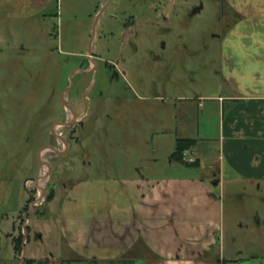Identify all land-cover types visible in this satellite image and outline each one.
Listing matches in <instances>:
<instances>
[{
	"label": "rangeland",
	"instance_id": "1",
	"mask_svg": "<svg viewBox=\"0 0 264 264\" xmlns=\"http://www.w3.org/2000/svg\"><path fill=\"white\" fill-rule=\"evenodd\" d=\"M243 2L0 0V264H126L123 232L141 219L134 189L209 175L172 157L189 139L200 141L197 159L218 154L220 109L209 101L228 94L225 47ZM226 183L223 256L264 262V184Z\"/></svg>",
	"mask_w": 264,
	"mask_h": 264
},
{
	"label": "crops",
	"instance_id": "2",
	"mask_svg": "<svg viewBox=\"0 0 264 264\" xmlns=\"http://www.w3.org/2000/svg\"><path fill=\"white\" fill-rule=\"evenodd\" d=\"M234 10L242 16V27L235 26L226 38L223 76L228 94L209 101L220 109L218 154L206 158L203 166L205 160L193 156L199 139H189L197 143L191 157L189 152L186 155V162L198 166L203 175L205 167L210 173L189 175L194 179L158 180L134 189L133 202L141 219L128 221L134 228L131 224L123 232L121 258L126 264H264L259 258L252 262L226 259L222 252L225 207L221 193L226 182L264 184V0H247ZM115 210L100 217L113 216ZM83 211L81 205L73 245L78 251L86 237ZM75 254L76 261H84L80 253V257Z\"/></svg>",
	"mask_w": 264,
	"mask_h": 264
},
{
	"label": "trees",
	"instance_id": "3",
	"mask_svg": "<svg viewBox=\"0 0 264 264\" xmlns=\"http://www.w3.org/2000/svg\"><path fill=\"white\" fill-rule=\"evenodd\" d=\"M197 141L194 140H180L177 144V149L172 157V161L177 162L186 168L188 167H198L195 164H188L184 162V157L188 151L195 147ZM55 199V193H51L48 197L47 202L51 203ZM26 211V210H25ZM14 247L16 256L19 258L23 254L24 249V236H19V238H14ZM20 259V258H19ZM73 262H78L74 260ZM25 264H35L34 261H26Z\"/></svg>",
	"mask_w": 264,
	"mask_h": 264
},
{
	"label": "water",
	"instance_id": "4",
	"mask_svg": "<svg viewBox=\"0 0 264 264\" xmlns=\"http://www.w3.org/2000/svg\"><path fill=\"white\" fill-rule=\"evenodd\" d=\"M102 14H103V12L100 14V16L98 17V20H97V22H96V27H97V25L99 24V20H100V18H101V16H102ZM94 40H95V31H94V36H93V40H92V44H91V49H92V47H93V42H94ZM92 54V52H91V50H90V55ZM79 73H84V72H82V71H77V72H74L73 74H72V77H71V87H73V78H74V74H79ZM64 102V104H65V107H66V109L67 110H69V111H71L72 112V114H73V119L75 120L76 119V116H75V114H74V112L71 110V108L69 107V105L67 104V101H63ZM62 127H65V128H70L71 127V124H69V123H67V124H63L62 125ZM57 129V128H56ZM56 137L59 139V140H61L62 142H63V144L66 146V150H68V144H67V142H65V140H63V139H61V138H59L57 135H56ZM50 152H53V153H55V154H57V155H62L63 154V152H59V151H57L56 149H48ZM65 150V151H66ZM41 164H42V162H41ZM47 166H48V168H49V170L51 169V166L49 165V164H46ZM43 166V165H42ZM49 174H50V171H49V173H48V177H47V179H49ZM39 182V180L36 182V183H38ZM25 246V245H24ZM26 254V252H25V248H24V251H23V257H22V261H21V263H23L24 262V260H25V258H24V255Z\"/></svg>",
	"mask_w": 264,
	"mask_h": 264
},
{
	"label": "flooded vegetation",
	"instance_id": "5",
	"mask_svg": "<svg viewBox=\"0 0 264 264\" xmlns=\"http://www.w3.org/2000/svg\"><path fill=\"white\" fill-rule=\"evenodd\" d=\"M201 11H202V10H199V9H198V10H197V13L200 14ZM134 27H136V26H134ZM92 64H93V63H92ZM93 69H94V68H93ZM93 69L91 68L90 71H85L84 74H90V73L93 71ZM79 71H82V70H79ZM75 72H77V71H75ZM79 74H81V73H79ZM67 94H68V93H66V92H64V93L62 94L63 114H65L66 111H68V113L71 112V111H69V110L66 109L65 104H64V102H63L64 100L67 101V100H66V96H67ZM67 104H68V102H67ZM68 105H69V104H68ZM69 107L71 108V106H69ZM71 110L74 112V110H73L72 108H71ZM74 114H75V112H74ZM75 116H76V114H75ZM71 119H72V121H74V122L77 120V116H76V119H75V120L73 119V114H72V112H71ZM67 123H69V124L71 123V122H70V119H68V122H67ZM67 123H65V124H67ZM60 125H61V124H60ZM60 125L54 127V129H53V135L55 136V138H56L58 141H61V140H59V139L56 137V135H57L59 138L63 139L62 136H60V135L57 134V132H58V128L61 127ZM56 128H57V129H56ZM63 128H65V127H63ZM70 128H71V127H70ZM65 129H67V128H65ZM63 140H64V139H63ZM61 142H62V141H61ZM65 142H66V141H65ZM67 144H68V142H67ZM42 168H43V166H42ZM40 178H41V177H40ZM49 178H50V174H49ZM48 180H49V179H48Z\"/></svg>",
	"mask_w": 264,
	"mask_h": 264
},
{
	"label": "bare ground",
	"instance_id": "6",
	"mask_svg": "<svg viewBox=\"0 0 264 264\" xmlns=\"http://www.w3.org/2000/svg\"><path fill=\"white\" fill-rule=\"evenodd\" d=\"M46 172L48 171L47 169H44Z\"/></svg>",
	"mask_w": 264,
	"mask_h": 264
}]
</instances>
